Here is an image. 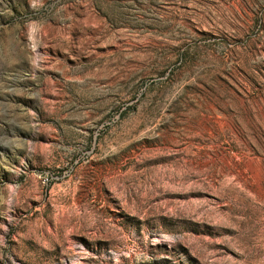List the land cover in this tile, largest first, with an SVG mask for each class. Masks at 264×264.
<instances>
[{
    "label": "rangeland",
    "instance_id": "obj_1",
    "mask_svg": "<svg viewBox=\"0 0 264 264\" xmlns=\"http://www.w3.org/2000/svg\"><path fill=\"white\" fill-rule=\"evenodd\" d=\"M0 264H264V0H0Z\"/></svg>",
    "mask_w": 264,
    "mask_h": 264
}]
</instances>
